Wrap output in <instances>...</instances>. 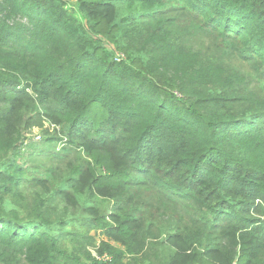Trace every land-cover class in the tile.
Returning <instances> with one entry per match:
<instances>
[{"label": "trees", "instance_id": "16d2710c", "mask_svg": "<svg viewBox=\"0 0 264 264\" xmlns=\"http://www.w3.org/2000/svg\"><path fill=\"white\" fill-rule=\"evenodd\" d=\"M68 1L0 0V264H264V0Z\"/></svg>", "mask_w": 264, "mask_h": 264}, {"label": "rangeland", "instance_id": "374dc122", "mask_svg": "<svg viewBox=\"0 0 264 264\" xmlns=\"http://www.w3.org/2000/svg\"><path fill=\"white\" fill-rule=\"evenodd\" d=\"M68 9L75 13L76 19L78 20V22L80 24H82L85 27L88 25L87 20L85 18H83V16L80 14V12L77 9V0H69L68 1ZM201 42L206 43L203 40H201ZM239 61H242V60H240L237 57V62H239ZM245 71L248 72L249 69L245 68ZM252 77L255 80L258 79L254 75ZM256 88L259 91H261V95L263 96L264 95V82L262 80L257 82ZM260 111H262V110L260 109ZM60 129H61V127L59 125L52 124L48 120L44 121V127L42 130L37 129V128L32 129L29 133H27L24 136L22 149H21V153L23 156H22V159H20L19 161L22 162L24 165H28V164L30 165L31 160L29 159V161H27L29 154L31 152L33 153L34 151H37L36 150L37 148L40 149L42 146H44L45 139H47V137H49V135L51 137H54V138L57 137L58 140H56V142H55V150L56 149H57V151L59 149L61 150V148H63L65 146L66 140L59 134ZM64 169H65L64 171H66V167H64ZM97 201H103L104 202L103 206H106L107 202H109L107 197H98ZM90 205L91 204H87V206H90ZM97 209H99V208H96L95 210H97ZM95 210L89 212V214H93ZM45 230L52 235H54L57 232L56 227H49V228H46ZM91 235L94 236L97 241L103 240L105 238L99 231H95V230L91 232ZM112 243H115V242H112ZM97 246L98 245H95V248H92L90 250L92 252L93 258L96 261H99L101 263L109 262V258L106 255L97 254V252H96Z\"/></svg>", "mask_w": 264, "mask_h": 264}, {"label": "built area", "instance_id": "2783aa9c", "mask_svg": "<svg viewBox=\"0 0 264 264\" xmlns=\"http://www.w3.org/2000/svg\"><path fill=\"white\" fill-rule=\"evenodd\" d=\"M116 60L117 61H120V60H122L123 59V56L121 55V54H116Z\"/></svg>", "mask_w": 264, "mask_h": 264}]
</instances>
